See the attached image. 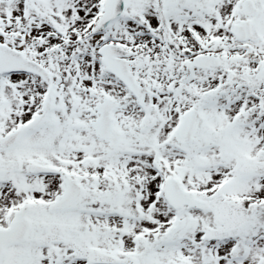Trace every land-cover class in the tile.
I'll use <instances>...</instances> for the list:
<instances>
[{"label": "snow or ice", "instance_id": "snow-or-ice-1", "mask_svg": "<svg viewBox=\"0 0 264 264\" xmlns=\"http://www.w3.org/2000/svg\"><path fill=\"white\" fill-rule=\"evenodd\" d=\"M0 264H264V0H0Z\"/></svg>", "mask_w": 264, "mask_h": 264}]
</instances>
